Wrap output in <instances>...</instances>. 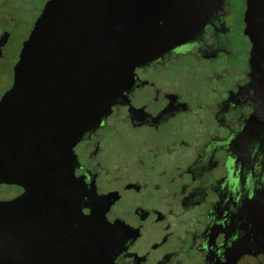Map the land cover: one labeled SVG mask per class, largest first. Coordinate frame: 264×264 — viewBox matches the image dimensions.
<instances>
[{
    "label": "flooded vegetation",
    "instance_id": "1",
    "mask_svg": "<svg viewBox=\"0 0 264 264\" xmlns=\"http://www.w3.org/2000/svg\"><path fill=\"white\" fill-rule=\"evenodd\" d=\"M48 1L0 0V102ZM246 9L220 0L193 39L136 67L134 84L74 145L69 190L0 183L32 260L264 264V85L252 75ZM11 123L0 163L32 144L34 119Z\"/></svg>",
    "mask_w": 264,
    "mask_h": 264
},
{
    "label": "water",
    "instance_id": "2",
    "mask_svg": "<svg viewBox=\"0 0 264 264\" xmlns=\"http://www.w3.org/2000/svg\"><path fill=\"white\" fill-rule=\"evenodd\" d=\"M219 1L49 0L0 102L3 143L11 142L12 120L35 121L26 132L32 144L14 150L19 160L0 163V183L21 184L25 192L69 190L74 145L134 84L136 67L193 39ZM245 21L252 75L261 71L264 85V0H247ZM17 216L11 202L0 203V264H43L29 257Z\"/></svg>",
    "mask_w": 264,
    "mask_h": 264
}]
</instances>
